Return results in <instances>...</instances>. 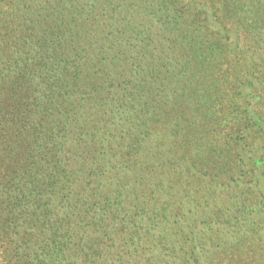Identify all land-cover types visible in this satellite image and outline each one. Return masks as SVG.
Returning <instances> with one entry per match:
<instances>
[{
	"label": "trees",
	"instance_id": "1",
	"mask_svg": "<svg viewBox=\"0 0 264 264\" xmlns=\"http://www.w3.org/2000/svg\"><path fill=\"white\" fill-rule=\"evenodd\" d=\"M0 264H264V0H0Z\"/></svg>",
	"mask_w": 264,
	"mask_h": 264
}]
</instances>
